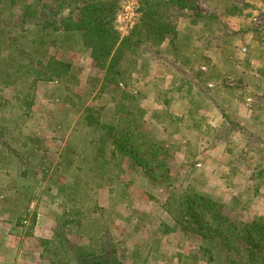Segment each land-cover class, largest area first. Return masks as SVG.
<instances>
[{
	"label": "rangeland",
	"instance_id": "rangeland-1",
	"mask_svg": "<svg viewBox=\"0 0 264 264\" xmlns=\"http://www.w3.org/2000/svg\"><path fill=\"white\" fill-rule=\"evenodd\" d=\"M41 1L0 0V47L13 50L11 54L1 50L0 65L19 53L15 47H21L38 60L53 56L69 62L74 71L61 83L41 82L28 90L31 81H20L3 92L9 102L0 115V126L11 133L9 143L14 146L23 136L33 135L38 141L35 139L32 145L40 147L34 154L42 160L31 154L28 165L21 169L12 165L8 173L0 170V186H4L0 193L8 198L0 210V222L18 223V213L24 211L20 200L25 194L34 199L32 210L44 212L54 222V230L57 226L65 231L63 219L81 212L80 233L99 238L104 222L123 264H213L201 249L200 237L177 228L166 210L165 202L171 195L166 183L152 182L145 171L131 168L128 159L110 160L109 142L102 141L105 129L88 126L84 119L89 109H95L94 116L103 123L116 124V107L124 101L145 113L153 111V121L145 117L140 120L141 128L170 144L169 163L177 193L192 187L212 195L238 218L264 216V0H195L209 22L224 24L222 29L219 27L223 38L202 45L185 39L184 45L192 48V54L201 46L204 55L193 56L190 62L183 60L184 55L164 61L169 70H181L185 62L188 67L192 64L205 74L212 90L205 96L193 91L196 94L180 103L173 92L176 87L170 88L173 79L169 73L165 78L155 77L154 87L151 82L139 88L130 78L129 92L139 90L135 101L123 99L122 86L104 87L100 69L91 68L87 74L95 62L90 63L82 56L84 51L78 50L80 39L76 33L49 34L32 24V18L23 17L20 7L32 11ZM3 29L6 37L1 34ZM210 31L217 32L212 28ZM178 53L183 54L184 49ZM17 64L18 59L11 64L12 69ZM126 66L135 68L131 62ZM77 68L85 69L83 76ZM218 92L221 95H216ZM144 96L166 104L169 111L145 105ZM26 97L33 99V105L25 120L19 115L25 109ZM247 98H252L251 105ZM233 99H237L236 104ZM159 121L167 122L169 132ZM174 131L179 135H170ZM102 145L105 156L98 152ZM16 172L26 174L19 176ZM40 174L44 180L39 181ZM16 192L21 195L14 197ZM16 227L8 229L22 236L25 247L45 251L41 240L26 233L27 227ZM41 264L50 262L46 257Z\"/></svg>",
	"mask_w": 264,
	"mask_h": 264
},
{
	"label": "trees",
	"instance_id": "trees-1",
	"mask_svg": "<svg viewBox=\"0 0 264 264\" xmlns=\"http://www.w3.org/2000/svg\"><path fill=\"white\" fill-rule=\"evenodd\" d=\"M41 2L42 4L32 11H27L30 7H22L23 9L20 7L23 17L32 18L34 20L32 24L39 26L49 34L79 33L83 45L90 50L96 66L104 74V87L107 85L124 87L123 99H128V101H135L138 95L129 92L127 87L138 67L142 44L152 43V41L157 43L161 39V34L163 35L162 32L174 33L176 51L183 48V60L190 62L193 56H202L198 52L192 54L190 52L192 48H189L188 44L184 45L185 39H191L193 32L195 35L198 34L197 23L199 21L203 25L201 33L196 37L198 44L202 45L214 38H223L220 36V31L224 24L209 22L206 13L197 9L195 0H141L142 16L127 36H122L117 23L120 0H42ZM167 4L175 8L172 14L170 13L171 15L167 14V8L170 7ZM182 16H186L190 19L189 22L195 25L179 35L176 30V21ZM211 28L217 32L212 33ZM1 31V34L6 37V29ZM3 49L0 47V53ZM15 49L19 53L6 65H0V115L4 114L5 106L9 102L8 98L3 95L4 90L13 88L20 81H31L28 90L35 86L37 88L41 82L61 83L71 71H74L71 63L64 60L48 56L42 61L35 59L21 47H15ZM3 51L11 54L13 50L5 48ZM149 51L145 50L147 53ZM17 59V67L12 69L11 64ZM128 62L133 63L135 68H128L126 66ZM144 64L143 61L141 66ZM171 75L173 84L170 88L176 87L177 91L173 92H176L175 99L178 103L184 99H190L192 94H196L193 91H199L200 96L210 94L212 91L205 74L199 72L192 64L188 67L185 62L181 70H173ZM32 98L34 99V96ZM32 98L30 100L25 98L26 106L19 118L25 120L28 118L33 105ZM165 105L161 104L160 109H163L161 112L169 111ZM94 110L89 109L84 120L88 126H99L105 129V138H102V141L105 142L104 140L107 139L109 142L110 160L116 159L123 162L128 159L131 162V168L142 169L152 182L160 180L166 183L169 194H171L165 202L166 210L173 216L177 228L186 234L194 233L200 237L201 249L208 255V262L213 264H264L263 215L243 220L227 212L225 206L210 194L192 187L182 188L177 193L169 163L170 144L166 145L164 141L141 128L140 122L143 121L146 113L139 106L136 105L135 108L125 101L118 104L115 117L119 120L116 124L103 123L101 119L94 116ZM136 111L139 114H136ZM171 117L173 120L176 119L174 114ZM224 117L228 119L227 115ZM177 118L182 120L181 117ZM228 121L234 125L230 118ZM162 123L167 125L165 130L169 132L167 122ZM174 133L178 132L174 131ZM10 134L7 127L0 126V170L8 173V168L12 165L21 169V166L28 165L32 155L42 160V157L34 154L40 147L32 145L35 144L36 139L33 135L23 136L22 140H18L12 146L8 140ZM98 152L105 156V146H100ZM42 170L45 177L47 168L44 167ZM16 173L19 176L26 174V172ZM23 196L24 198L20 200L23 204H30L34 201L31 196L26 197L25 194ZM69 216V219H63L65 231H60L56 226L53 237L49 240H42L45 245L43 256L47 257L50 264H123L104 222H101L102 226L99 231L101 235L97 238L80 233L79 228L83 227L81 212L71 213ZM98 217L101 218L102 214ZM36 218L35 212L31 214L24 210L18 213L16 219L18 223L15 225L27 227L26 233L29 235L36 223ZM72 237L78 238V241L74 242Z\"/></svg>",
	"mask_w": 264,
	"mask_h": 264
},
{
	"label": "crops",
	"instance_id": "crops-1",
	"mask_svg": "<svg viewBox=\"0 0 264 264\" xmlns=\"http://www.w3.org/2000/svg\"><path fill=\"white\" fill-rule=\"evenodd\" d=\"M167 6L169 7V9L167 8V14L171 15L172 11L175 9L170 5L167 4ZM171 13V14H170ZM142 16V14H141ZM167 18V17H166ZM168 19V18H167ZM190 19H188L186 16H182L179 19H177L176 21V30L178 31V34L180 35V33H182L183 31H188L189 28L193 27L195 24H192L191 22H189ZM198 24V34L201 33V27H202V23H197ZM120 30V29H119ZM122 36H127L129 33L123 32L121 31ZM163 35L161 34V39L160 41L158 40L157 43H154L152 41V43H147V44H142L140 47V56L138 59V67L135 69L134 73H133V84L139 88H146L147 86H149V84L152 82L153 87L154 85V81H155V77L157 78H165L167 73H169L171 75V73H173V70H169L166 68V63H164V61L162 60L164 59H168L170 60L172 57H176L177 55H184L178 53V51H176V46L174 45L175 37L173 34L174 33H169V32H162ZM195 35V32H193V36L191 37V40L194 42L196 41V37H198L199 35ZM208 34V33H207ZM78 39H80V47L78 50H83L84 53H82V56H85L86 59L88 61H90V63H94L93 58L91 57L90 54V50L88 48H86L83 45L82 42V38L81 35L79 33L75 34ZM219 36V35H217ZM197 42V41H196ZM201 45V44H200ZM148 49L150 50L148 53L145 52V50ZM199 54L201 53L202 55H204V51L203 49L199 48V50L197 51ZM77 55L79 56L80 53L78 52ZM150 55V61L148 62L146 60V57ZM191 55V54H190ZM148 58V57H147ZM143 61L145 62L144 66H141V64L143 63ZM162 63V64H160ZM158 64V65H156ZM156 65V67H155ZM144 67V68H142ZM95 69L97 70L98 67L94 64V66L89 67V70L87 71L90 72V70ZM97 68V69H96ZM81 75L82 73L85 72L84 68H77L76 69ZM98 71V70H97ZM102 75H103V79H104V74L101 71ZM161 74L162 76H158V74ZM83 76V75H82ZM172 77V75H171ZM87 80V77L85 78ZM173 79V78H172ZM173 82V81H172ZM171 82V83H172ZM173 84V83H172ZM133 85V86H134ZM136 93L139 92V90H134ZM233 93V92H232ZM234 94V93H233ZM217 95H221L220 92L217 93ZM145 105H148L150 107V105L158 106V109L161 108V104H158L159 102L156 100H152L150 98H148L147 96H144L143 98ZM235 99H233L234 101ZM237 100V99H236ZM236 100L234 101V103L236 104ZM146 101V102H145ZM152 109L154 107H151ZM153 111H147L146 113V119L148 117H150V119L153 121ZM160 122V121H159ZM164 129H166V124L160 122ZM173 136L179 135V133H172ZM44 152L46 153L47 150L44 149ZM45 178V177H44ZM44 178H42V174L39 175V181L44 180ZM2 187V189H1ZM4 186H0V191L4 190L3 188ZM19 195H21L20 192H16L14 193V197H19ZM22 197L24 198L23 194ZM2 200L1 202V207L0 210L2 209V207L6 204L7 201V196L6 194L4 195V193H0V200ZM32 202L30 204H24L22 206V208H24V210H26L27 212L34 214V212L37 214V220L36 223L32 229V236L34 235V237H37L39 240H49L53 237L54 235V222L44 213V212H39L38 210H32ZM18 208V207H16ZM1 213V211H0ZM2 214V213H1ZM11 214V212L9 213ZM17 215V214H16ZM8 227L10 226L12 227H16V225H12L11 223H7ZM7 225L2 224V222H0V264H41L44 256H43V252L44 251H40V249L31 251L30 249H28L27 247H25L22 242L24 241L23 239H21L20 235H18V233H12L9 231ZM17 228V227H16ZM8 230V231H7ZM20 234V233H19ZM21 245V247H20ZM30 251V252H28Z\"/></svg>",
	"mask_w": 264,
	"mask_h": 264
},
{
	"label": "built area",
	"instance_id": "built-area-1",
	"mask_svg": "<svg viewBox=\"0 0 264 264\" xmlns=\"http://www.w3.org/2000/svg\"><path fill=\"white\" fill-rule=\"evenodd\" d=\"M141 17V0H120V10L117 15L118 28L126 33H129L138 23ZM254 21H258L255 19ZM259 23V21H258ZM263 27V25L261 26ZM246 51V48H243ZM259 77V74H255ZM252 98H247V104L251 105Z\"/></svg>",
	"mask_w": 264,
	"mask_h": 264
}]
</instances>
